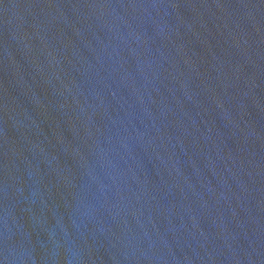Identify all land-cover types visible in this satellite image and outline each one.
I'll return each instance as SVG.
<instances>
[{"label": "water", "instance_id": "obj_1", "mask_svg": "<svg viewBox=\"0 0 264 264\" xmlns=\"http://www.w3.org/2000/svg\"><path fill=\"white\" fill-rule=\"evenodd\" d=\"M0 264H264V0H0Z\"/></svg>", "mask_w": 264, "mask_h": 264}]
</instances>
